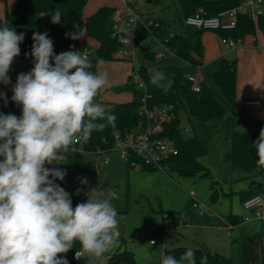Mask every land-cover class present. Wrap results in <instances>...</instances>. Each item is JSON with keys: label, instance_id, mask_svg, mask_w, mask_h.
<instances>
[{"label": "rangeland", "instance_id": "374dc122", "mask_svg": "<svg viewBox=\"0 0 264 264\" xmlns=\"http://www.w3.org/2000/svg\"><path fill=\"white\" fill-rule=\"evenodd\" d=\"M14 1L0 0V14L3 15L5 9L10 8ZM262 2L261 9L264 12V0ZM122 5V0H88L86 2L82 9L81 27L78 32V35H83L79 40L84 43V46H96L95 40L89 37L85 29L86 17L99 6H112L120 10ZM135 5L139 8L141 21L147 27L152 19L156 18L167 23L168 30L172 33L180 32L182 24L186 30L191 28L183 22L175 0H138ZM45 17V14H38L36 23L39 32H46L49 38ZM253 37H257L259 46L253 43ZM263 38L262 32L256 27L255 31L246 34L243 42H239L237 46L246 45L250 41L255 48L259 49L260 40ZM201 42L202 60L205 64L198 69L197 75L203 78V81L214 84L216 99L226 108V115L234 114L235 129L252 131L259 135L261 128H264V120L255 116L254 111L241 110L239 108L241 102L237 98L234 105L228 104L221 89L213 81V71L223 57L221 51L227 49L221 42V36L214 30L203 29ZM160 49L159 39L152 31H148L137 40L133 48L129 47V57L111 58L104 61L103 65L97 63L96 72L106 71L108 83L100 90L95 102L105 106L112 102L131 99V92L123 89L127 80L126 76L138 74L140 70L147 72L149 77V68L162 71L166 77L164 83L168 81L182 83L187 73H196L186 60L174 52H167L163 56L157 55ZM228 50L224 57L234 58L233 50ZM26 53L29 55L26 56L24 53L13 61L8 73L11 83L17 80L20 73L26 74L31 71L34 60L30 52ZM0 86L6 85L0 83ZM179 117L181 136L195 135L205 149L197 157L201 166L191 174L181 175L171 169L146 170L129 167L119 151L114 148L99 152L79 149L71 154V161L62 164L66 176L61 187L68 193L86 196L89 189L97 188L102 198L110 200L115 207L119 222V237L107 253L96 259L85 254L74 264H122L120 258L114 255L118 250L123 249L133 252L135 264H160L163 249L174 245L193 246L196 244L192 239L198 238L203 239L212 249L236 259L246 238L258 231V227L254 225L262 224L261 220L239 221L231 224L229 228L230 222L227 217L231 214L242 217L250 213L243 207L239 191L250 188L260 180L259 171L262 167L253 172H247L240 166L230 165L226 160V154L230 150L229 132L223 126L222 117L190 115L183 109L180 110ZM2 159L0 157V160ZM68 164L71 165V170L65 169ZM84 179L89 182L88 185L81 183ZM214 190H216L215 193ZM190 200L196 201L207 211L201 213L199 207L191 205L189 209L191 218L183 227L168 233L150 235L153 227L161 220H165L164 211H181ZM217 216H220L221 220L217 221ZM201 224L205 225L196 228ZM217 225H223L225 228L216 229ZM150 238H155L156 242L151 243Z\"/></svg>", "mask_w": 264, "mask_h": 264}, {"label": "clouds", "instance_id": "9594fccd", "mask_svg": "<svg viewBox=\"0 0 264 264\" xmlns=\"http://www.w3.org/2000/svg\"><path fill=\"white\" fill-rule=\"evenodd\" d=\"M61 17L55 10L52 23L59 24ZM82 36L72 33L70 38ZM32 39L34 67L20 73L12 88L11 99L22 114L18 118L0 113V264H69L59 254L76 243L80 246L76 259L85 254L100 258L119 237L115 207L97 188L89 189L86 202L73 207L70 194L55 183L63 181L66 172L45 165L63 159L73 143L102 130L106 125L98 120L115 122V115L106 114L95 102L108 83V73L89 71L92 65L80 51L55 54L46 32H36ZM23 40V33L0 28V83H11L8 73ZM148 71L150 82L167 91L171 81L164 83L165 74L156 68ZM0 98L6 95L0 92ZM253 145L257 164L264 167V128ZM185 262L196 264L192 249L179 259L171 255L162 259V264Z\"/></svg>", "mask_w": 264, "mask_h": 264}, {"label": "trees", "instance_id": "16d2710c", "mask_svg": "<svg viewBox=\"0 0 264 264\" xmlns=\"http://www.w3.org/2000/svg\"><path fill=\"white\" fill-rule=\"evenodd\" d=\"M88 0H15L10 8L5 9L3 15L0 14V28L5 26L13 28L17 34L23 33L24 40L20 43V54L14 60L26 52L31 53L34 43L33 34L39 32L36 18L38 14L43 13L45 17V26L49 33V39L53 46L69 47L76 43L78 39H71L72 33L78 35L81 27L82 9ZM178 4V11L182 18L191 14L196 8L200 7L208 15L216 14L236 4L237 0H175ZM59 9L62 17L59 24L52 23V14ZM114 7L99 6L85 19V29L89 37L96 42L95 47H88V57L92 67L89 71L96 72V64L99 59L103 61L110 60L112 53L117 47L115 39L110 37L115 20L113 18ZM158 21V25L153 24ZM148 27L138 25V33L135 41L148 31H152L159 39L169 33L168 24L160 19L153 20ZM258 28L264 36V13L259 15L254 23L245 16L237 17L236 26L229 30H214L220 36L241 38L248 33L254 32ZM203 29L186 30L178 33H172L169 38L170 44L176 49L177 54L193 64H201L199 59L202 53L200 33ZM34 67V61L32 68ZM140 75L145 83L146 106L148 109L153 107L171 106V112L174 117L162 122V134L168 135L174 139L178 147L177 154L166 159L168 169L179 172L181 175H188L198 169L201 165L197 157L205 151L203 144L195 136L183 137L180 134L179 112L185 110L190 115H201L207 117H222L223 126L229 132L230 150L226 154V160L231 166H240L244 171L253 172L261 166L257 164L256 149L253 143L259 135L252 131H239L233 127L234 114L226 115V108L216 99V89L212 82H199V90L194 91L190 88L189 81L184 78L182 83H171L167 91L157 87L150 82L147 72L140 70ZM130 75L127 76V82L123 89L132 94L130 100L121 102H112L104 107L106 114L115 115L114 123H108L106 120H98L97 123H103L106 126L102 130L93 131L87 141H83V148L89 152L109 151L114 144V135L126 136L134 133L138 127L146 124L144 115L139 111V98L142 94L140 89L129 82ZM213 81L222 93L228 104H235V78H236V60L221 58L218 67L213 71ZM16 83V81H14ZM0 110L8 114L16 115L18 118L22 114L21 107L14 101L0 103ZM133 160L140 161L138 157L133 156ZM127 165L130 167L129 163ZM142 169H156L148 165H142ZM260 180L246 190L239 191V197L243 201L245 198L261 194L264 196V167L259 171ZM51 178V177H50ZM62 186V181L56 180ZM213 186V185H212ZM216 190H214L215 193ZM70 194L72 206L78 203L86 202L87 196L80 194ZM191 207V200L187 202L184 211L187 215ZM163 211V210H161ZM173 214L179 211H164ZM163 212V213H164ZM241 217L232 215L231 222L240 221ZM172 224L168 220H161L150 232L158 234L165 232ZM79 244L65 254H59L66 258L69 264H74L72 253L79 249ZM187 249H192L195 253L196 264H264V246L260 242V234H253L246 238L241 252L236 259H232L218 251L211 250L202 241L196 246L175 245L163 249L160 264L164 256L171 255L179 259ZM115 257L120 258L122 264H135L133 252L128 249L118 250ZM186 264V262H185Z\"/></svg>", "mask_w": 264, "mask_h": 264}, {"label": "built area", "instance_id": "2783aa9c", "mask_svg": "<svg viewBox=\"0 0 264 264\" xmlns=\"http://www.w3.org/2000/svg\"><path fill=\"white\" fill-rule=\"evenodd\" d=\"M138 0H122L123 5L120 10L114 9L113 18L115 23L113 25V30L110 37L115 39L117 42V47L112 53V58H121L130 56L129 47L134 46L135 38L137 33L138 25L141 22V14L139 8L135 5ZM263 6L262 0H237L236 4L222 10L216 14L208 15L200 7L196 8L194 12L183 17V22L197 29H211V30H229L236 26L237 17L239 15L245 16L252 20L254 23L259 15L263 14L261 7ZM116 13V14H115ZM155 26L158 25V21H154ZM172 33L159 38L161 44V49L157 52V55H165L167 52L173 51V46L170 44L169 38ZM241 38H232L221 36V42L230 48L237 46L241 42ZM253 43L257 46V37H253ZM79 39L76 43L70 45L69 47L57 48L54 46V53L60 54L66 51H80L82 55H85L88 60V48L83 45ZM186 80L190 83V88L194 91L199 90L198 76L196 73L186 74ZM17 81V80H16ZM129 82L135 85L142 92L139 98V111L144 115L146 119V124L126 136H120L119 134L114 135V144L112 149H117L121 157H123L126 162L129 163L130 167L141 168L142 165H148L154 168H159L161 170L168 169L166 164V159L170 156L177 154L178 147L175 144L173 138L168 135L162 134V122L169 120L174 117L171 112V106L166 105L162 107H153L148 109L146 106V93H145V83L140 75L134 74L130 75ZM15 85L14 82L6 85L0 86V92L6 95V99L0 98V103L13 101L11 97L13 96L12 88ZM20 106V105H19ZM21 107V106H20ZM241 108L244 111H253L256 109L264 110V95L256 98H245L242 101ZM0 113L7 115L4 111L0 110ZM83 141L78 140L73 143L69 151L63 153L64 158L61 160L54 161V164H46L47 168H58L63 171V163L71 161V154L79 149L87 151L83 148ZM89 152V151H88ZM138 157L140 161H135L132 157ZM106 162V159H104ZM66 170H71L70 164L66 165ZM58 184V182H56ZM89 182L87 181L88 185ZM190 194H193L190 192ZM243 207L250 211L241 217L240 221L246 222L253 219L262 220L264 222V196L261 194H254L245 198L242 202ZM193 207H199L201 213H205L207 210L199 206L196 201H191ZM165 220H168L172 226L169 227L165 233L171 230H176L183 226L188 220L187 214L184 211L175 212L173 214H164ZM217 221L221 220L220 216L216 217ZM228 227H231V223H228ZM156 242L155 238H150V242ZM260 242L264 246V223L262 231L260 233ZM79 250V249H77ZM75 250L72 253L74 261L79 259L75 258Z\"/></svg>", "mask_w": 264, "mask_h": 264}, {"label": "crops", "instance_id": "0c3cea01", "mask_svg": "<svg viewBox=\"0 0 264 264\" xmlns=\"http://www.w3.org/2000/svg\"><path fill=\"white\" fill-rule=\"evenodd\" d=\"M147 1H150V0H147ZM40 14H43V13H40ZM153 20H157V19L156 18L152 19L151 22H153ZM139 26H142V27H145V28L147 27V26H145V24L142 21L140 22ZM193 29H195V28L191 27L189 30H193ZM182 31H186V29L183 27V24H182V29L180 30V32H182ZM201 34H202V32L200 33V41H201ZM136 42L137 41H135V43ZM241 42H243V40ZM260 43H261V47L259 49L255 48L251 44V42L248 41V43L246 45L236 46L234 48H230V47L225 45L227 49H224L223 51H221V55H223V57H221V58H226V57H224V55L227 52H229L228 49L233 50L234 58H232V59L236 60L235 98H237L241 102L239 104V108L241 110H243L241 108V104H242V101L245 98H256V97H261V96L264 95V38L260 40ZM201 45H202V42H201ZM172 52L177 54L176 49L174 47H173V51ZM202 52H203V45H202ZM199 59L201 61V64H199L198 66H194V65H192L191 63H189L187 61L188 65L191 66L194 69L196 74H198V69L204 67V64H205L203 62V60H202V53H201ZM217 67H218V65H217ZM187 74H189V73H187ZM147 75L149 77L148 73H147ZM185 76H184V78H185ZM198 79L200 81L203 80V78H201L199 76H198ZM126 82H127V80H126ZM131 98H132V94H131ZM106 106H108V104L103 106V107H106ZM253 111H254L255 116H257L259 118H262L264 120V110L256 109V110H253ZM190 215L188 213V215H187L188 220H190V218H191ZM232 215L233 214H231V215H229L227 217V220L231 224L236 223V222H231L230 221V217ZM253 220H257V219H253ZM250 221H252V220H250ZM250 221H246V222H250ZM237 222H239V221H237ZM263 223L264 222L262 221V224H258L257 226L254 225L255 227H258V231L256 233H254V234H260L261 233V229L263 227ZM203 225H205V224L198 225V226H196V228H199L200 226H203ZM181 227H183V226H181ZM181 227H179L178 229H180ZM215 228L216 229H220V228H225V227L223 225H217V227H215ZM251 235H253V234H251ZM251 235H249V236H251ZM192 240L195 242L196 245H197V243H199V241H202L207 247H209V245H207L204 242V240L201 239V238L192 239ZM196 245H193V246H196ZM209 248L211 250L217 251L216 249H212L211 247H209ZM229 252H230V249H229ZM222 254L227 255L225 253H222ZM227 256H229V255H227Z\"/></svg>", "mask_w": 264, "mask_h": 264}]
</instances>
